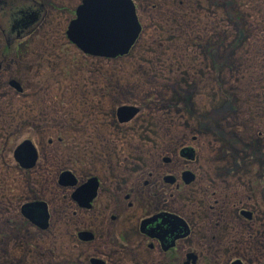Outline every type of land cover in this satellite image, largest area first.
Here are the masks:
<instances>
[{"label":"rangeland","instance_id":"374dc122","mask_svg":"<svg viewBox=\"0 0 264 264\" xmlns=\"http://www.w3.org/2000/svg\"><path fill=\"white\" fill-rule=\"evenodd\" d=\"M81 1L37 0L45 12L41 23L9 49L0 33V264L51 262L38 257L47 244L30 228L14 232L17 239L4 237L8 211L43 196L50 185L42 183L41 167L22 171L13 152L26 138L39 149L38 133H54L55 118L79 121L83 112L111 115L120 106L138 107L141 136L124 142L135 126L116 132L110 118L102 119L98 131L89 127L92 144L107 149L124 142L121 153L130 160H179L178 149L190 146L199 165L208 162L212 170L200 175L192 192L204 193L210 180L220 190L256 177L260 190L252 198L264 209V0H134L142 33L115 59L85 57L67 39ZM52 149L43 145L38 163ZM68 248L58 243L56 256L72 259Z\"/></svg>","mask_w":264,"mask_h":264},{"label":"flooded vegetation","instance_id":"af4514ba","mask_svg":"<svg viewBox=\"0 0 264 264\" xmlns=\"http://www.w3.org/2000/svg\"><path fill=\"white\" fill-rule=\"evenodd\" d=\"M131 1L137 12L134 0ZM25 3L22 1V6H27ZM140 27L141 34V24ZM0 33L5 50L9 49L16 40L8 45ZM20 87L22 91L18 93H23ZM138 112L125 123L118 122L116 112H89L88 116L83 112L79 121L55 118L54 133H38L39 149L43 145L54 148L48 150L51 154L43 152L48 158L42 163H38L42 151L29 138L21 141L19 145L29 141L35 147L37 160L29 169L22 168L13 158L14 162L27 172L41 167L38 174L42 183L50 185L42 189L46 192L43 196L21 202L15 211H8L4 226L8 233L4 237L12 233L17 239L13 234L16 231L20 235L28 228L31 233L35 231L34 236L47 244L45 249L37 250L40 259L51 258L47 264H264V209L252 198L260 190L258 178L252 180L248 176L246 184L232 182L220 190L216 181L210 180L204 193L192 192L200 175L209 176L212 170L208 162L199 165L196 150L190 146L178 149L179 160L170 155L150 160L124 159L121 151L124 142H129L127 136L139 137L142 133L138 132ZM109 118L116 132L131 124L135 126L133 132L122 136L123 143L119 140L121 144L107 149L93 145L89 127L98 131L103 126L101 120ZM75 125L84 128L76 129ZM186 148L191 149V156L183 153ZM55 166H60L56 172ZM237 169L241 172L240 167ZM244 175L247 176L246 171ZM28 204L42 208L34 212L36 217L23 213L22 208ZM42 210L47 220L40 218ZM60 242L69 246L72 259L56 256Z\"/></svg>","mask_w":264,"mask_h":264},{"label":"water","instance_id":"95a60500","mask_svg":"<svg viewBox=\"0 0 264 264\" xmlns=\"http://www.w3.org/2000/svg\"><path fill=\"white\" fill-rule=\"evenodd\" d=\"M22 1L27 6H22ZM44 14L42 5L33 0H0V31L6 43L10 45L32 33ZM140 31L131 0H82L75 10V18L68 24L66 37L83 54L115 59L129 53ZM9 84L17 92L22 91L17 81L11 80ZM137 112L134 106H120L116 109L117 120L128 122ZM183 153L191 156L192 151L186 148ZM13 158L22 168H32L37 160L35 147L24 141L15 148ZM41 209L37 204H28L22 211L26 216L36 217L34 212ZM40 218L47 220L43 210Z\"/></svg>","mask_w":264,"mask_h":264}]
</instances>
